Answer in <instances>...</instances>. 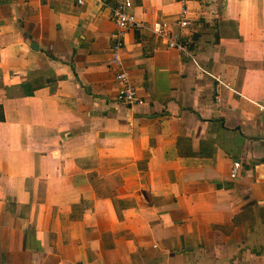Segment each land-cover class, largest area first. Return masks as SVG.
Wrapping results in <instances>:
<instances>
[{"label": "crops", "instance_id": "1", "mask_svg": "<svg viewBox=\"0 0 264 264\" xmlns=\"http://www.w3.org/2000/svg\"><path fill=\"white\" fill-rule=\"evenodd\" d=\"M186 5L198 65L128 31L131 105L101 0H0V264H264V0Z\"/></svg>", "mask_w": 264, "mask_h": 264}, {"label": "built area", "instance_id": "2", "mask_svg": "<svg viewBox=\"0 0 264 264\" xmlns=\"http://www.w3.org/2000/svg\"><path fill=\"white\" fill-rule=\"evenodd\" d=\"M182 4V9L177 19L176 25L179 27L175 30L171 25L162 19H157L151 24L140 21L133 12V2L131 0H122L115 5H109L106 0H101L104 6L110 9V18L117 26V32L114 34V41L111 45L110 66L116 69V79L121 83L118 91V100L126 104H144L145 99L140 95L136 86L133 84L128 72L123 64L122 48L123 40L128 31L133 29L148 28L154 36H159L166 41V45L170 49L177 50L188 56L198 65V60L193 49L192 34L188 31L191 21L188 16V0H177ZM78 4H84L85 0H77ZM222 86L229 87V84L222 80H218ZM264 109L263 106H261ZM241 167L240 161H234L231 172V178L238 177V171Z\"/></svg>", "mask_w": 264, "mask_h": 264}]
</instances>
